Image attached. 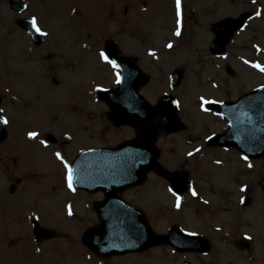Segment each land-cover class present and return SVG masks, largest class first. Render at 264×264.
<instances>
[{
	"label": "rangeland",
	"instance_id": "obj_1",
	"mask_svg": "<svg viewBox=\"0 0 264 264\" xmlns=\"http://www.w3.org/2000/svg\"><path fill=\"white\" fill-rule=\"evenodd\" d=\"M21 1L26 10L17 15L9 9L8 0H0V105L1 117L7 121V135L0 144V264H182L184 261L264 264V229L260 222L264 217V157L244 165L241 155L223 150L196 152L201 141H193L188 147L169 140L170 145L179 143L181 147L174 153L167 150L160 158L162 166L176 167L192 180L179 219L178 214L169 217L175 215L177 207L167 196L162 180L153 181V176L147 187L141 189L143 199H135L137 190L122 197L143 210L148 222L160 233L165 232L166 225L178 222L186 232L206 237L212 245L208 256L178 254L169 247L158 246L142 253L100 258L82 245L81 234L99 225L93 204L103 196L70 190L64 163L57 159L56 153L69 164L86 148L113 146L123 135H130L127 132L119 135L113 130L105 115L107 107L92 93L95 88L88 83L91 80H99L98 84L104 86L111 84V72L94 52L102 49L100 40L106 41L108 37H113L123 55L129 51L132 33H140L143 39L161 38L163 29L173 21L176 3L175 0ZM193 1L201 6L207 2ZM215 1L219 12H223L226 8L223 0ZM141 2L147 6L144 14L137 13ZM181 3L190 6L189 0ZM261 5L264 7V0ZM112 9L115 10L108 13ZM75 11L78 15L74 18ZM216 16L221 17L220 13ZM22 18H35L37 26L46 33L40 35L39 46L32 45L28 35L18 27ZM187 27L193 28L191 23ZM103 30L107 34L103 35ZM258 33L264 42V24L259 20L244 28L235 42L250 35L257 37ZM186 37L202 38L192 34ZM82 42L89 47L82 48ZM229 68L234 75L222 77L207 67L198 72L200 80L186 82L187 90L184 87L180 91L185 114L182 119L193 122L194 136L210 120L195 112L197 103L208 97L221 99L223 83L231 100L264 84V76L240 66L236 59L230 61ZM205 76L213 79L209 86ZM53 78L58 80L57 86L52 84ZM214 81L219 85L217 91L210 84ZM158 90L155 87L147 91L149 101H154ZM222 127L214 120L205 133L221 131ZM30 132L38 134L35 139H29ZM47 133L54 135L57 145L44 140ZM65 135L70 140L65 141ZM190 152L193 155L189 156ZM15 179L21 183L9 195L8 187ZM157 185L160 187L156 188ZM245 199L250 200L247 207L243 206ZM34 216L41 227L54 231V239L33 244L29 219ZM245 237H251L250 253L238 248V241Z\"/></svg>",
	"mask_w": 264,
	"mask_h": 264
},
{
	"label": "water",
	"instance_id": "obj_2",
	"mask_svg": "<svg viewBox=\"0 0 264 264\" xmlns=\"http://www.w3.org/2000/svg\"><path fill=\"white\" fill-rule=\"evenodd\" d=\"M104 100L110 104L118 118H123L120 113L123 112V109L119 105H113L115 96H108ZM263 107L264 89H261L227 108L226 113L223 112V114H226L231 130L225 135L226 140L241 150L248 148L246 142L249 135L244 129L251 123L244 120L243 114L247 110L252 112L258 111L260 108L262 110ZM154 114L158 121V125L155 127L157 129L160 126V116L157 112ZM125 120L132 122L133 119L125 118ZM149 133L151 134L150 146L145 148L134 146L131 148V155L126 156L125 151L121 150L83 153L73 165V181L78 188L87 189L90 192L101 189L109 197L103 204L95 205L104 230L101 232L89 230L83 238L84 243L98 254L109 255L141 251L159 242L157 237L150 232L141 213L114 199L117 192L138 185L141 182L142 173L156 168L157 152L153 147L156 130L152 129ZM4 134L5 131L0 122V141ZM49 139L52 140L51 137ZM33 229L36 236L38 234L45 238L53 236L51 233L39 229L34 222ZM171 236L176 240L174 245L178 248L202 250V248L198 249L203 245L199 238L182 235L177 230H174ZM161 239L163 243L171 244L169 237Z\"/></svg>",
	"mask_w": 264,
	"mask_h": 264
},
{
	"label": "flooded vegetation",
	"instance_id": "obj_3",
	"mask_svg": "<svg viewBox=\"0 0 264 264\" xmlns=\"http://www.w3.org/2000/svg\"><path fill=\"white\" fill-rule=\"evenodd\" d=\"M258 1L223 0L226 5L223 12H219L215 0H207L205 6H193L192 12L195 13L194 15L191 17L187 15L180 17L179 30L181 34L179 36L175 34L177 31L176 16H173L172 23L166 25L163 29V36L161 38L143 39L140 37V33H136V35L132 33L128 58L134 62L137 69L143 74V79L146 80L140 88V92L150 91L156 87L155 83H158L157 88L163 94H173L182 87L183 79L186 76L190 75L193 78H197L200 74L198 72H203L207 67L222 76V74L229 75L231 73L229 63L232 59H240L241 63L242 60L251 63L263 60L264 42L259 40L258 36L252 37L250 35L231 47V40L227 43L223 42L227 32L225 30L219 31L220 26L226 20L245 18L248 19L245 24L248 21H262L263 14L262 11L258 10ZM197 4L199 5L200 3ZM184 8L186 9L187 7ZM216 13H220L221 17L216 16ZM187 23H191L193 28L188 29ZM262 23L264 24V19ZM250 32L251 30H249ZM188 34L201 36L202 38H187L186 35ZM220 34L223 38L221 40L218 39ZM169 44L172 45L171 48L168 47ZM237 45L240 48H236ZM113 70L115 71L113 88H115L117 86L116 77L118 72L116 69ZM151 78H153V83H150ZM223 85L225 86L224 83ZM222 91L224 92L225 89L222 88ZM177 113L179 114V110ZM117 123L118 121L115 120L113 127L119 135L124 134V132L130 135H123L124 138L118 141L116 146L126 141H135L136 133L134 129L126 125L118 126ZM204 129H208L207 125H204ZM163 136L172 137L173 134H163ZM196 137L204 138L208 137V134L202 133ZM204 142L205 147L210 150L218 152L221 149L219 146H212L210 142L208 143L207 139ZM170 147L171 152L175 151L174 146ZM158 175L157 177L159 178L162 176ZM151 176L152 173H150L149 177Z\"/></svg>",
	"mask_w": 264,
	"mask_h": 264
},
{
	"label": "snow or ice",
	"instance_id": "obj_4",
	"mask_svg": "<svg viewBox=\"0 0 264 264\" xmlns=\"http://www.w3.org/2000/svg\"><path fill=\"white\" fill-rule=\"evenodd\" d=\"M175 3H176V16H177V31H176L175 34L177 36H179L181 34L180 30H179V28H180V16H181V0H175ZM257 15H259V13H257ZM31 26H32L33 30L35 32H37L38 34L46 35V33L42 32L41 29L37 26V20L35 18H33L31 20ZM168 47L171 48L172 45L169 44ZM150 55H151V53H150ZM100 57L105 63L110 64L113 67V69H116L118 67L117 63L114 60L109 59V57L104 52L100 53ZM246 63H247V61H246ZM251 66L253 68H255V69H258L261 72H264V67H261L259 64H252ZM120 82H121V76L118 73L117 77H116V83L119 84ZM202 103H204V104L211 103V101H206V100L202 99ZM0 122L7 123L6 120H2ZM37 135L38 134L35 133V132H30L28 134L29 139H35ZM41 143L43 144L44 141H41ZM46 146L47 145L45 144V147ZM196 151H199V149H197ZM188 155L191 156V155H193V153L190 152ZM56 157H57L58 160H61V162L64 163V168L66 169V173H67L66 174L67 186L71 190L72 187H73V172H72V168H71V166L69 164H67L66 162L63 161L60 153H56ZM244 159H247V158L244 157ZM249 167H251V165H249ZM241 191H244V189H241ZM192 195L195 196L196 193L193 191ZM241 202L243 203V200ZM176 206L178 208L180 207V197L179 196H177V205ZM69 215H71V212H69ZM189 235H194V234L193 233H189ZM245 239H251V237H245Z\"/></svg>",
	"mask_w": 264,
	"mask_h": 264
}]
</instances>
